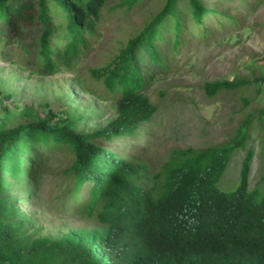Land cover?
I'll return each mask as SVG.
<instances>
[{
    "label": "trees",
    "instance_id": "1",
    "mask_svg": "<svg viewBox=\"0 0 264 264\" xmlns=\"http://www.w3.org/2000/svg\"><path fill=\"white\" fill-rule=\"evenodd\" d=\"M122 1L132 7L137 0ZM107 2L0 0V43L23 41L26 28L37 27L28 51L32 54V48L35 62L53 74L88 48V34ZM219 6L164 0L110 61L90 70L116 99L117 114L103 126L84 131L82 114L52 107L43 115L29 109L28 119L14 125L0 122V264H264V162L253 188L252 150L242 161L238 183L232 189L218 184L234 151L246 143L256 112L241 120L228 141L175 149L158 169L103 144L134 137L152 120L158 106L146 88L155 68L167 69L161 45L172 37L177 48L181 33L192 31L186 25L207 35L204 20L223 15ZM249 82L216 79L206 81L204 90L214 96ZM256 120L264 124V101ZM43 148L71 151L72 161L63 170L69 183L56 197L64 210L75 206L69 212L85 222L57 236L36 230L38 218L28 205L42 194L50 160Z\"/></svg>",
    "mask_w": 264,
    "mask_h": 264
},
{
    "label": "rangeland",
    "instance_id": "2",
    "mask_svg": "<svg viewBox=\"0 0 264 264\" xmlns=\"http://www.w3.org/2000/svg\"><path fill=\"white\" fill-rule=\"evenodd\" d=\"M164 0H137L128 7L122 0H108L102 18L92 34L88 48L70 64H60L53 74L35 62L33 47L37 27L26 28L23 41L0 43V122L14 125L27 120L29 109L43 115L52 107L82 114L79 128L92 130L103 126L117 114L116 99L102 81L90 75L92 68L105 65L159 10ZM226 15L214 14L204 20L207 35L193 25L180 35V44L172 48L173 39L161 45L167 61L164 71L154 69L146 93L158 106L152 120L134 137L103 142L120 154L148 161L154 169L178 148H205L228 141L236 135L241 120L250 112L252 121L248 139L237 148L219 181L222 189H232L239 179L240 167L249 150L254 152L250 172L251 188L259 180L264 162V124L256 120L264 101V0H205ZM220 2V3H218ZM186 28V29H187ZM28 45V46H27ZM245 78L248 84L223 89L214 96L204 90L206 81ZM2 101V102H1ZM50 158L43 172L41 197L28 203L37 215L36 230L57 236L85 222L78 214L62 208L57 194L69 180L64 169L72 161L68 148L41 149ZM87 187L83 188V194ZM26 197L23 195V200ZM24 202V201H23ZM26 210L28 207H26ZM23 208V207H22ZM92 221H89L91 224Z\"/></svg>",
    "mask_w": 264,
    "mask_h": 264
}]
</instances>
